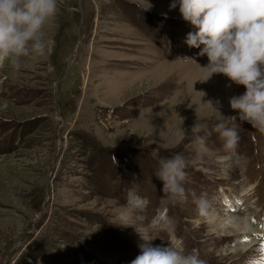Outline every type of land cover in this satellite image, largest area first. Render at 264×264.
I'll return each mask as SVG.
<instances>
[{"label":"rangeland","instance_id":"1","mask_svg":"<svg viewBox=\"0 0 264 264\" xmlns=\"http://www.w3.org/2000/svg\"><path fill=\"white\" fill-rule=\"evenodd\" d=\"M173 2L59 0L46 54L0 66V264H131L138 229L205 264H251L209 221L230 213L264 230V134L230 107L243 86L208 79ZM231 116L240 140L226 151L214 128ZM175 154L188 177L173 203L155 172Z\"/></svg>","mask_w":264,"mask_h":264},{"label":"clouds","instance_id":"2","mask_svg":"<svg viewBox=\"0 0 264 264\" xmlns=\"http://www.w3.org/2000/svg\"><path fill=\"white\" fill-rule=\"evenodd\" d=\"M177 2L184 21L195 29L188 33L185 43L200 49V57H207L208 63L202 68L208 79L219 74L228 78L229 87L243 86L245 93L232 96L230 107L238 113L239 121L264 134V0H174L171 8ZM58 11L59 0H0V66L16 70L25 58L44 56L49 43L45 29ZM229 120L237 121V116L217 123L214 131L224 149L234 151L240 137L235 125L228 126ZM205 127L199 123L191 127L198 157L206 148V136L199 134ZM162 147L167 150L168 145ZM160 151L158 145L152 154ZM187 166L181 154L159 161L155 177L162 181L163 200L175 203L184 193ZM197 203L200 214H207L206 200L201 198ZM138 232L144 243L131 264H205L198 250L185 254L180 239H173L167 247L153 246L146 233Z\"/></svg>","mask_w":264,"mask_h":264},{"label":"bare ground","instance_id":"3","mask_svg":"<svg viewBox=\"0 0 264 264\" xmlns=\"http://www.w3.org/2000/svg\"><path fill=\"white\" fill-rule=\"evenodd\" d=\"M229 214L224 217L212 216L209 221L212 231L220 233L223 237L236 238L234 245L238 247L231 253L242 254L245 259L250 260L248 263L264 264V230L261 229L260 224L251 223L245 218L235 220ZM251 255L254 256L251 257Z\"/></svg>","mask_w":264,"mask_h":264},{"label":"water","instance_id":"4","mask_svg":"<svg viewBox=\"0 0 264 264\" xmlns=\"http://www.w3.org/2000/svg\"><path fill=\"white\" fill-rule=\"evenodd\" d=\"M79 9H81V7H79Z\"/></svg>","mask_w":264,"mask_h":264}]
</instances>
